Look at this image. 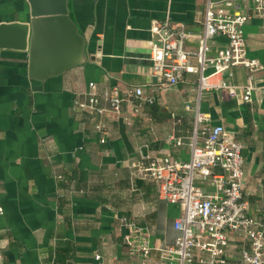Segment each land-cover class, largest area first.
I'll use <instances>...</instances> for the list:
<instances>
[{
	"label": "crops",
	"instance_id": "obj_1",
	"mask_svg": "<svg viewBox=\"0 0 264 264\" xmlns=\"http://www.w3.org/2000/svg\"><path fill=\"white\" fill-rule=\"evenodd\" d=\"M204 0H68L69 14L84 37V60L33 84L29 52L0 54V256L6 264H139L140 237L122 225L127 215L151 233V259L174 242L180 205L159 197L156 181L134 176L130 162L139 148L153 155L190 158L188 142L197 99L198 75L187 72L172 88L153 73V19L171 17L193 32L203 29ZM29 0H0V22L29 21ZM248 56L264 65V17L245 26ZM225 37L216 38L218 46ZM191 38L187 47L197 50ZM232 84L245 86L248 70L235 66ZM99 91L115 85L142 86L143 109L125 102L121 117L101 120L77 105L90 82ZM251 101L227 90L204 91L200 109L210 124H222L244 143L245 190L249 214L264 228V68L256 75ZM173 113L175 116H173ZM221 171L220 168L216 169ZM207 189H212L211 186ZM242 242L227 248L232 263Z\"/></svg>",
	"mask_w": 264,
	"mask_h": 264
},
{
	"label": "built area",
	"instance_id": "obj_2",
	"mask_svg": "<svg viewBox=\"0 0 264 264\" xmlns=\"http://www.w3.org/2000/svg\"><path fill=\"white\" fill-rule=\"evenodd\" d=\"M204 1L201 32H193L185 22L169 16L153 19L151 24L154 38L150 41V59L160 85L172 88L187 72L197 74L198 82L195 104L186 103V109L194 112L188 142L170 137L177 145L188 144L190 158L153 155L145 151L148 145L144 144L139 148V158L130 162L134 176L145 174L156 181L159 197L182 209L174 222L178 234L173 243L162 248L158 261L151 259L154 247L150 231L138 227L127 215H120L122 225L140 237L136 248L140 252L139 264H264V228L249 214V204L243 199L244 143L224 125L210 124L209 115L200 109L202 93L208 90H227L243 101L252 100L256 75L264 65L248 56L245 26L253 17H264V0ZM218 37H225L226 43L210 54ZM191 38L197 40L196 51L187 47ZM239 65L248 70L245 86L232 84L225 77L226 73L232 76L233 67ZM86 96L77 105L101 118L96 129L103 135L102 142L107 136L102 119L121 117L125 102L131 105L132 112H141L145 101L142 86L115 85L99 91L94 81ZM238 241L243 244L241 256L232 263L227 248ZM0 264H6L1 256Z\"/></svg>",
	"mask_w": 264,
	"mask_h": 264
},
{
	"label": "water",
	"instance_id": "obj_3",
	"mask_svg": "<svg viewBox=\"0 0 264 264\" xmlns=\"http://www.w3.org/2000/svg\"><path fill=\"white\" fill-rule=\"evenodd\" d=\"M29 21L0 22L3 49L29 52L33 84L84 60V37L69 14L68 0H29Z\"/></svg>",
	"mask_w": 264,
	"mask_h": 264
}]
</instances>
